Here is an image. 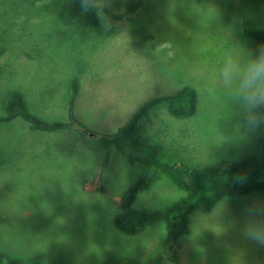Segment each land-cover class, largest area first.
<instances>
[{
	"label": "rangeland",
	"instance_id": "374dc122",
	"mask_svg": "<svg viewBox=\"0 0 264 264\" xmlns=\"http://www.w3.org/2000/svg\"><path fill=\"white\" fill-rule=\"evenodd\" d=\"M53 1L41 0L49 5L41 11L26 3L15 11L21 0H0V115L18 92L30 113L69 122L77 79L74 114L89 132L31 130L20 117L0 124V251L37 264L150 263L168 244L165 224L151 222L134 235L114 225L120 194L148 169L90 133L114 132L143 102L188 86L197 94L196 113L175 118L156 107L143 137L191 166L259 156L264 127H243L217 75L227 51L262 45L244 29L248 21L264 30V0H107L110 31L69 24ZM162 40L173 42L171 57L153 51ZM183 194L158 173L135 206L161 209ZM253 206L264 208V191L192 213L178 261L162 264H264V247L242 234Z\"/></svg>",
	"mask_w": 264,
	"mask_h": 264
},
{
	"label": "trees",
	"instance_id": "16d2710c",
	"mask_svg": "<svg viewBox=\"0 0 264 264\" xmlns=\"http://www.w3.org/2000/svg\"><path fill=\"white\" fill-rule=\"evenodd\" d=\"M20 1V0H19ZM134 0H127L128 3ZM8 2V1H7ZM41 0H21L11 10L18 11L26 3L30 9H47L39 3ZM50 6L59 8L58 12L67 14L69 24L87 29L99 25L94 11L84 13L79 0H54ZM128 10L131 8L127 7ZM107 12H110L106 9ZM19 12H17L18 15ZM244 33L264 45V30L247 27ZM4 49L0 44V60ZM1 68V65H0ZM79 81L71 83V97L68 106L69 122H48L32 113L25 105L23 96L18 92L10 93L5 99L4 114L0 115V124L17 117L22 118L31 130L58 131L76 129L83 133L87 128L75 117L74 106L79 92ZM166 107L168 113L175 118L192 117L198 107L197 94L194 88L185 86L182 89L166 93L143 102L139 105L126 123L111 133H98L105 147H114L127 158L131 164H140L146 169L139 178L120 194L119 210L114 216L117 230L134 235L143 230L149 223L165 224L168 244L163 253H159L150 263H142L127 258H114L104 264H162L165 260L178 261L180 238L191 232L189 216L198 211H211L224 198L245 196L253 192L264 191V136L260 138L259 156H251L240 161L224 160L217 165L191 166L181 160L165 155L140 133L142 124L151 110ZM85 130V131H84ZM92 132V131H90ZM161 173L179 188L184 194L173 205L161 209H146L135 206L137 195L149 189ZM0 264H37L12 257L0 251Z\"/></svg>",
	"mask_w": 264,
	"mask_h": 264
},
{
	"label": "clouds",
	"instance_id": "9594fccd",
	"mask_svg": "<svg viewBox=\"0 0 264 264\" xmlns=\"http://www.w3.org/2000/svg\"><path fill=\"white\" fill-rule=\"evenodd\" d=\"M84 13L94 11L103 31L112 29L105 14L107 0H79ZM173 42L162 40L153 51L172 56ZM217 83L224 97L239 109L242 125L250 132L264 127V45L253 51L236 47L227 51L218 68ZM243 236L264 247V208L253 206L247 211Z\"/></svg>",
	"mask_w": 264,
	"mask_h": 264
},
{
	"label": "water",
	"instance_id": "95a60500",
	"mask_svg": "<svg viewBox=\"0 0 264 264\" xmlns=\"http://www.w3.org/2000/svg\"><path fill=\"white\" fill-rule=\"evenodd\" d=\"M91 135H94V133H90Z\"/></svg>",
	"mask_w": 264,
	"mask_h": 264
}]
</instances>
